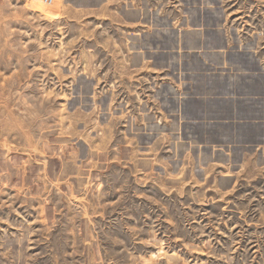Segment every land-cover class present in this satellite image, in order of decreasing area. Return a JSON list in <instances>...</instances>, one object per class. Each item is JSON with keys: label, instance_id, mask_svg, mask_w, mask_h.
<instances>
[{"label": "rangeland", "instance_id": "obj_1", "mask_svg": "<svg viewBox=\"0 0 264 264\" xmlns=\"http://www.w3.org/2000/svg\"><path fill=\"white\" fill-rule=\"evenodd\" d=\"M205 8L264 65V0H0V264H264V147L192 158L146 105Z\"/></svg>", "mask_w": 264, "mask_h": 264}, {"label": "crops", "instance_id": "obj_2", "mask_svg": "<svg viewBox=\"0 0 264 264\" xmlns=\"http://www.w3.org/2000/svg\"><path fill=\"white\" fill-rule=\"evenodd\" d=\"M217 14L205 8L181 25L167 20L153 34L159 47L147 48L155 55L144 58L156 80V100L146 105L160 110L161 125L195 159L264 147V65L234 50L222 21H212Z\"/></svg>", "mask_w": 264, "mask_h": 264}]
</instances>
